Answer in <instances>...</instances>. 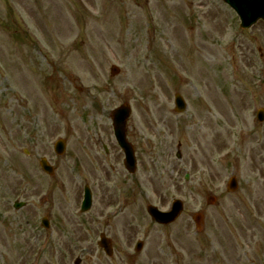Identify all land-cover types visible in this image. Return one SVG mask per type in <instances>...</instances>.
Wrapping results in <instances>:
<instances>
[{
	"label": "rangeland",
	"instance_id": "374dc122",
	"mask_svg": "<svg viewBox=\"0 0 264 264\" xmlns=\"http://www.w3.org/2000/svg\"><path fill=\"white\" fill-rule=\"evenodd\" d=\"M238 25L221 0H0V264L39 244V264H264V24ZM122 105L133 175L112 133ZM178 196L173 225L147 216Z\"/></svg>",
	"mask_w": 264,
	"mask_h": 264
},
{
	"label": "water",
	"instance_id": "95a60500",
	"mask_svg": "<svg viewBox=\"0 0 264 264\" xmlns=\"http://www.w3.org/2000/svg\"><path fill=\"white\" fill-rule=\"evenodd\" d=\"M229 4H231L234 8H236L237 10L240 9V13L244 14V15H251V18L257 19V18H262L264 19V5L258 7L257 10L254 9L253 6H251L252 4L254 5L256 4H262L261 0H226ZM114 73V71H112ZM182 108H184V104L182 103V101L180 100L178 102V109L182 110ZM130 114V110L128 106H122L116 110H114L111 113V120H112V125H113V130L115 133V136L120 144V146L126 151L128 152L129 150V146L126 142L125 139V134H126V121L129 117ZM59 154H62L64 151V145L60 144L57 148ZM41 166L42 168L47 172V173H51V169L48 168L46 166V164L44 163V161H41ZM129 171H132L131 168H129ZM160 223H168L171 221L170 220H158ZM104 248L107 250L108 247L106 246V244H103Z\"/></svg>",
	"mask_w": 264,
	"mask_h": 264
}]
</instances>
